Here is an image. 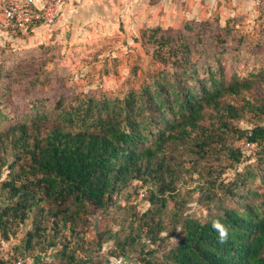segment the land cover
Returning a JSON list of instances; mask_svg holds the SVG:
<instances>
[{
  "label": "trees",
  "instance_id": "16d2710c",
  "mask_svg": "<svg viewBox=\"0 0 264 264\" xmlns=\"http://www.w3.org/2000/svg\"><path fill=\"white\" fill-rule=\"evenodd\" d=\"M2 12L19 33L44 25L13 28ZM152 38L161 68L138 89L37 99L20 117L0 111V264L54 248L62 264H103L83 254L109 241L118 259L140 248L144 264H264V62L231 72L218 59L199 70L165 34ZM243 138L257 156L237 147ZM193 201L208 209L204 219L186 213ZM92 217L118 228L94 227L88 240ZM213 220L227 226L226 242ZM28 222L6 256L3 243ZM158 249L159 259L147 257Z\"/></svg>",
  "mask_w": 264,
  "mask_h": 264
},
{
  "label": "rangeland",
  "instance_id": "374dc122",
  "mask_svg": "<svg viewBox=\"0 0 264 264\" xmlns=\"http://www.w3.org/2000/svg\"><path fill=\"white\" fill-rule=\"evenodd\" d=\"M3 4L0 0V111L13 117H20L37 99L54 103L61 96L119 95L138 89L149 74L161 68L152 56L158 48L152 38L155 31L170 38L199 70L215 66L218 59L231 72L264 62V13L256 0H70L69 10L55 24L23 33L7 26ZM246 165L240 164L238 171ZM234 176L235 171H229L226 181ZM142 197L143 193H133L130 199L138 211L147 207ZM186 213L204 219L208 209L193 201ZM91 222L85 233L88 240L96 237L94 227L118 228L98 217ZM30 227L28 222L17 236L3 243L6 256ZM114 245L109 241L100 251L91 250L90 256L84 253L85 260L144 264L146 252L140 248L118 259L112 255ZM58 249L38 257L30 255L27 262L62 264L56 256ZM162 250L147 257L160 258Z\"/></svg>",
  "mask_w": 264,
  "mask_h": 264
},
{
  "label": "built area",
  "instance_id": "2783aa9c",
  "mask_svg": "<svg viewBox=\"0 0 264 264\" xmlns=\"http://www.w3.org/2000/svg\"><path fill=\"white\" fill-rule=\"evenodd\" d=\"M70 0H54L45 3L43 0H4L8 22L13 28L26 29L29 24L41 21L44 25H53L63 15ZM256 4L264 12V0H256ZM240 147L248 154H256L258 144L248 139L239 141ZM15 264H28L21 257Z\"/></svg>",
  "mask_w": 264,
  "mask_h": 264
},
{
  "label": "clouds",
  "instance_id": "9594fccd",
  "mask_svg": "<svg viewBox=\"0 0 264 264\" xmlns=\"http://www.w3.org/2000/svg\"><path fill=\"white\" fill-rule=\"evenodd\" d=\"M212 228L218 234V240L220 243H224L228 240L229 230L224 223H222L220 220H213L212 221Z\"/></svg>",
  "mask_w": 264,
  "mask_h": 264
},
{
  "label": "crops",
  "instance_id": "0c3cea01",
  "mask_svg": "<svg viewBox=\"0 0 264 264\" xmlns=\"http://www.w3.org/2000/svg\"><path fill=\"white\" fill-rule=\"evenodd\" d=\"M67 10H69L68 7L66 8L65 12H66ZM65 12H64V13H65ZM64 13H63V14H64ZM62 16H63V15H62ZM62 16H61V17H62ZM61 17H60V18H61ZM60 18H59V19H60Z\"/></svg>",
  "mask_w": 264,
  "mask_h": 264
}]
</instances>
